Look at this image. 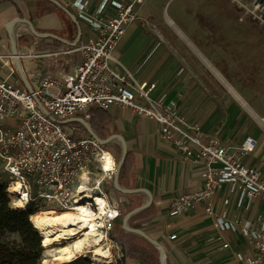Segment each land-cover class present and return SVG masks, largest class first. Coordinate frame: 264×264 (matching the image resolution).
<instances>
[{"label": "built area", "instance_id": "1", "mask_svg": "<svg viewBox=\"0 0 264 264\" xmlns=\"http://www.w3.org/2000/svg\"><path fill=\"white\" fill-rule=\"evenodd\" d=\"M229 1L241 11L240 20L250 17L264 25V0ZM60 3L77 20L80 37L76 44L40 54L20 44L18 58L30 92L8 79L18 75L11 54L3 64L8 76L0 78V161L9 183L16 180L24 185L28 194L25 205L35 211L83 209L94 214L99 211L97 199H102L105 213L96 220L102 222L101 233L109 237L122 219L120 199L113 187L116 150L107 149L114 140L102 145L85 128L72 132L62 122L75 119L89 124L92 110L121 108L158 124L161 141L200 169L203 186L174 196L169 203L170 216H181L204 204V213L219 233H238L249 244V254L235 253V264H264V163H245V158L255 153L257 140L246 135L231 145L204 133L199 124L188 122L167 105L163 95H156L154 82L140 77L149 57L132 68L119 61L115 56L118 43L126 28L139 19L138 9L144 0H101L94 9L89 0ZM37 39L34 37L33 43ZM61 55L77 57L70 61L71 72L54 74L49 66H27L31 59L51 60ZM222 191L217 210L216 197ZM257 199L263 205L261 211L253 220L242 219V212H248ZM232 203L234 217L230 219ZM218 239L227 249L228 243L221 236Z\"/></svg>", "mask_w": 264, "mask_h": 264}, {"label": "crops", "instance_id": "2", "mask_svg": "<svg viewBox=\"0 0 264 264\" xmlns=\"http://www.w3.org/2000/svg\"><path fill=\"white\" fill-rule=\"evenodd\" d=\"M145 1L138 9L137 22L151 18L143 10ZM100 2L101 0H89L90 8H96ZM187 4L191 7L185 9L182 4V7L175 9L182 13L173 11L175 20L164 12L165 24L156 28V31H152L149 26L145 28L140 23L131 24L126 28L118 46L137 48L127 64L131 68L138 60L149 57L140 77L154 82L157 87L156 95H163L165 103L175 107L188 122L199 124L206 134L217 135L222 143H240L244 136L252 135L243 133L242 126L235 124L241 112L234 117V106L246 105L254 112L246 97L249 94L246 85L247 80L255 77L256 56L259 54L264 59V39L256 42L254 23L245 18L240 20L241 13L239 15L234 11V4L228 0H189ZM18 17L29 21L38 33L52 34L60 40L39 38L33 43L34 37L29 34L28 43L15 41L17 50L24 43L29 51L33 50L38 54L61 51L77 37V26L66 14L64 16L53 11L39 17L36 13V0H0L2 79L8 76L3 64L11 54L6 26ZM64 18L69 21L68 25ZM19 26L20 24H15L12 27L13 38ZM84 34L86 32H83L82 37ZM22 36L23 34L17 35V38ZM56 41L62 43L60 48L55 47ZM72 59L77 57L61 55L51 60L40 57L28 61L27 66H49L51 69L62 61L64 67L71 72ZM13 77L21 81L19 75L8 79L17 84ZM106 113L109 122L104 132L108 133L112 129L110 136H121L126 143L127 152L131 153L129 173L121 183L118 178L119 185L125 189L143 190L131 195L122 194V200L130 205L132 211L147 203L148 193L152 196L151 204L128 220V227L141 230L158 242L164 249L167 264H235L236 252L250 253L249 244L242 235L229 231L219 233L212 220L204 213L202 203L186 214L170 216L169 203L174 196L203 186L200 169L185 161L169 144L161 141L158 124L155 122L130 115L129 111L121 108H112ZM234 125L239 128L234 129ZM252 137L259 142L258 138ZM257 150L258 147L253 155L245 158V163L255 166L264 163L260 153L257 156ZM223 196L224 191L216 197L217 210L221 207L220 199ZM259 201L260 199L254 200L251 209L242 212V219H254L263 208ZM123 205L122 219L125 216ZM233 217L232 203L229 218ZM122 219L113 228L119 244L126 250L131 248L132 252L144 253L138 260L139 264H160L157 249L141 236L124 230ZM172 235L176 236L173 240L169 238ZM220 236L223 242L228 243L227 249L221 247L218 239ZM148 247L157 252L145 253L149 251ZM135 258L133 260L136 262Z\"/></svg>", "mask_w": 264, "mask_h": 264}, {"label": "rangeland", "instance_id": "3", "mask_svg": "<svg viewBox=\"0 0 264 264\" xmlns=\"http://www.w3.org/2000/svg\"><path fill=\"white\" fill-rule=\"evenodd\" d=\"M229 1V0H228ZM187 2H189V0H146L144 6V11H145V15H148L151 18H148L142 22H137L138 20H136V24L140 23L143 26L150 28L152 31H156V28L162 26L163 24H165L164 22V12L168 13L170 18L172 20H175L176 18H174L173 16V11H176L177 13H182V11L180 10H175L176 8H178L179 6L182 7L181 5L184 4L185 9H187V7H191L189 4H187ZM168 9V10H167ZM234 11H237L240 15L241 11L237 9V7L234 5ZM242 16V13H241ZM145 17V16H143ZM21 18V17H18ZM235 18H237L236 14H235ZM248 22H252L255 25V39L256 42H260V40L264 39V25L260 24L257 21L252 20L250 17H244ZM23 19V18H22ZM65 23L68 25L69 21L64 18ZM134 22V23H135ZM148 23V25H147ZM164 26V25H163ZM28 26L27 24H20V26L15 30L14 32V38L16 42H22L25 41L26 43H28V38H30V35H28ZM21 34H23L22 37H18L17 35L20 36ZM26 34V35H25ZM137 48L133 47V48H129L127 46H118L116 48L115 51V56L119 59V61L126 67H129L128 61L129 59H131L133 57L134 51H136ZM68 63V62H67ZM2 64V62L0 61V65ZM264 59H262L259 54L256 56V71H255V77L253 80L249 79L247 80V85H246V89H249V94L248 99H249V104L251 105L250 107L254 110V112L259 116V117H263L264 118ZM2 69H4V67L2 66ZM15 81H17V85L19 87H23V83L19 82V80L16 77H13ZM231 81V80H230ZM233 84V82H231ZM251 90H253V92H251ZM241 108V109H240ZM242 110V111H241ZM239 112H241V114L239 115V118L237 119L238 121L235 122V124H240L241 130L243 131V133L245 134H250L252 136H255L256 138H258V152L257 156H260L263 158L262 160L264 161V132L261 130V128L255 123V121L251 118V116L240 106H234V117L239 114ZM130 115H133L132 113L129 112ZM11 123L10 121H7L6 124ZM64 127L67 128L68 130L75 132V131H79L82 128H84V125L79 122L78 120L73 121V122H68L64 124ZM239 128V126H235L234 125V129ZM113 132V130H109L108 133L106 132L102 137V139L107 138L108 136H110V134ZM109 134V135H108ZM112 146L114 148H112ZM107 149L109 150H116L115 151V155L117 157V160H119L120 155H121V146H120V142L119 140H117L116 142H114L113 144H108ZM258 162V161H255ZM9 185V178L8 175L2 170V164L0 161V186L4 189V192L6 194L7 191V187ZM7 195V194H6ZM8 196V195H7ZM117 198H120V203L121 206L123 205V211L124 214L126 215L129 211H130V205H127V203L122 200V194L117 193ZM9 197V196H8ZM11 197H9V207L14 209L12 207L11 204ZM122 216H123V212H122ZM121 224V223H120ZM119 224V225H120ZM118 225V227H119ZM117 227V228H118ZM114 230V229H113ZM110 233L108 239L110 240V242H112V244L114 245L113 248V255H114V263L113 264H139L138 260L140 257L143 256L144 253H138L136 251L132 252V249L128 248L127 250L125 248H123L119 242H118V236L115 233V231H113ZM20 237L18 234H13L10 233L8 231H0V243L6 244V243H12V242H19ZM43 248V247H42ZM149 251L145 252V253H149V254H153L154 252L157 251H153V249H150V247H148ZM155 250V249H154ZM46 252V249L43 248L42 249V253H41V263L43 264L42 261L45 260L46 262L44 264H50L51 263V258L50 257H45L44 253ZM133 258H132V257ZM139 256V257H138ZM136 257V258H135ZM137 259V261L135 262L133 259ZM70 264H87L85 260L83 259H79L77 261H74Z\"/></svg>", "mask_w": 264, "mask_h": 264}, {"label": "bare ground", "instance_id": "4", "mask_svg": "<svg viewBox=\"0 0 264 264\" xmlns=\"http://www.w3.org/2000/svg\"><path fill=\"white\" fill-rule=\"evenodd\" d=\"M231 93L239 99L233 91ZM242 107L264 131V118L257 116L248 106ZM6 194L11 197L14 209H26L28 194L21 182L11 180ZM97 202L99 211L94 214L83 209L74 212L50 208L38 209L29 216V222L42 238V246L46 249L44 256L51 258L50 264H70L79 259L87 264L114 263V245L99 230L102 222L96 220L105 213L104 201L97 199ZM45 262L42 261L43 264Z\"/></svg>", "mask_w": 264, "mask_h": 264}, {"label": "trees", "instance_id": "5", "mask_svg": "<svg viewBox=\"0 0 264 264\" xmlns=\"http://www.w3.org/2000/svg\"><path fill=\"white\" fill-rule=\"evenodd\" d=\"M58 12L65 16V13L55 5L46 0H36V13L39 17L51 12ZM55 47L60 48L61 42L56 41ZM60 71L69 72L64 67L62 61L57 62L51 72L57 74ZM109 122V116L105 111L92 110L89 124L92 130L100 137L104 135V128ZM131 153L127 152L126 158L120 168L119 182L128 175ZM35 210L32 206H26L25 210L12 209L9 207V197L5 194L4 189L0 186V231H8L18 234L19 242L0 243V264H40L42 253V238L34 230L29 222V216Z\"/></svg>", "mask_w": 264, "mask_h": 264}, {"label": "water", "instance_id": "6", "mask_svg": "<svg viewBox=\"0 0 264 264\" xmlns=\"http://www.w3.org/2000/svg\"><path fill=\"white\" fill-rule=\"evenodd\" d=\"M49 3L55 5L56 7L60 8L66 15L67 17L73 22L74 25L77 26V37L75 39L74 42L72 43H67V45H70V46H74L77 42V40L79 39L80 37V29L78 28V23H77V20L75 18V16L73 14H71L58 0H47ZM17 23H22V24H27L28 26V29L30 31V33L32 34V36L36 37V38H52V39H55V40H60V38H58L57 36L55 35H52V34H40L38 33L34 27L32 26V24L25 20V19H22V18H15L13 21H10L7 23V26H6V30L8 32V35H9V40H10V45H11V56H12V59H13V62H14V65L16 67V70H17V73L18 75L20 76L21 78V81L24 85V87L30 92V87H29V84L26 80V77L24 75V72H23V69H22V66H21V63H20V60L18 58V51H17V45H16V42L13 38V35H12V27L17 24ZM75 119L71 120V121H74ZM70 121V122H71ZM81 123L84 125V128L86 129V131L88 132V134L90 136H92L95 140H97L100 144L102 145H106L108 143H110L111 141H113L114 139H118L119 142H120V146H121V155H120V158L117 162V171H116V174H115V177H114V180H113V187L114 189L116 190V192L120 193V194H123V195H131V194H134V193H137V192H141L143 191L142 189H125V188H122L120 185H119V182H118V178H119V172H120V168L126 158V155H127V146H126V143L124 141V139L119 136V135H111L105 139H100L97 134L92 130L90 124H88L87 122H84L83 120H80ZM66 122H62V124H65ZM152 202V196L148 193V201L146 204L138 207V208H135L134 210L128 212L122 219V228L126 231H131V232H134L135 234L141 236L142 238H144L147 242H149L150 244H152L158 251L159 253V260H160V264H167L166 263V257H165V253H164V249L163 247L156 241L152 240L150 237H148L145 233H143L141 230H138V229H132L130 227H128V220L133 216L135 215L136 213L140 212L141 210L147 208Z\"/></svg>", "mask_w": 264, "mask_h": 264}]
</instances>
